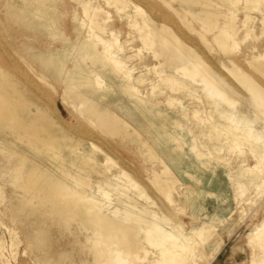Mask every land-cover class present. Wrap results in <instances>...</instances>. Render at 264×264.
<instances>
[{
    "label": "rangeland",
    "instance_id": "1",
    "mask_svg": "<svg viewBox=\"0 0 264 264\" xmlns=\"http://www.w3.org/2000/svg\"><path fill=\"white\" fill-rule=\"evenodd\" d=\"M7 1L0 0V60L4 59L10 65L9 70L15 72L13 70L15 66L9 63L8 56L12 54L17 58L19 55L12 43H28L33 46V50L46 49L48 46L58 49L61 47L66 68L68 67L71 72L77 68L76 77L81 87L72 90L67 99H63V85L54 80L50 66H41L38 60L31 57L27 60L33 71L50 80L52 87L36 83L37 87L29 86L31 88L25 90V94L41 107L46 108L69 130L75 123L78 102L87 98L81 95L85 88V75L81 78L80 73H86L92 68L97 70L104 87L114 79L112 73L105 74L103 67L92 63L83 47L84 40L88 38L90 25L89 13L84 9L85 5H99L104 9L111 29L118 38L117 43L121 45L119 58L126 68L132 69L130 80L132 77H139L141 81H136L134 84L137 89L130 88L136 92L131 96L118 85L116 80L111 91H104L107 95L102 102L109 104L111 109L117 111L138 131L140 139L156 151L160 160L162 158L171 167L180 179V183L177 184V189L173 188V201H171L155 184L154 172H162L161 162L154 160L147 146L141 145L138 139L131 140L125 137L119 140L123 142L119 145L111 144L107 140L101 141L104 147L116 150L112 156L118 163L117 168H112L110 173L123 167L134 176L133 178L136 177L135 180L140 183L139 185L145 186L142 189L149 197L138 198L136 197L138 188L135 187L136 190L132 189L133 187L127 188L129 196L133 195L137 200L135 211L140 210V207L150 208L153 201L157 202L158 207L151 208L159 211V215L163 213L169 218L163 223L171 232L178 234L185 231L186 234L192 235L203 225L214 227L211 228L207 240L203 237L193 238V243L196 245V252L190 255L193 262L264 264V247L253 239L257 229L259 232L264 230V159L260 161L264 157L262 152L264 115L258 111L259 109L256 110V101L251 98L246 86L230 71L237 64L250 76L259 79V83L264 88V74L253 68L250 62L254 55L264 54V0L258 2L234 0L235 3L232 4L231 0H214L216 6L213 8L219 14L220 20L223 21L224 16L229 12L233 13L236 18V28L239 29L235 35L238 44L226 52L215 42L213 33L205 31L202 24L192 15L179 14L184 20L170 6L173 4L172 6L184 12L188 4L193 5V0H132L142 9L141 15H134L138 13L134 11V7L125 4L118 7L106 5L104 0H60L54 18L60 20L59 22L67 23L65 28L69 34L67 37L53 34L52 29H43L40 33L34 30H24L20 33L12 31L7 24L19 26L22 20L19 17H9ZM22 2V0H14V5L18 6ZM128 13L131 18L127 16ZM245 14L248 17L246 23L242 22ZM142 20L147 24L148 31L141 28L144 26ZM191 22L196 25L197 30L193 31L188 27ZM162 23L169 25L209 68L224 78L227 82L225 89L231 90L227 89L228 94H232L231 97L236 100L234 104L221 102L220 106L217 105L216 96L212 97L202 84L186 77L180 71H173L168 54L162 50L161 39L156 36L163 32L157 31L160 30ZM135 24L137 26H134ZM140 25L141 27H138ZM140 28L145 31L146 36L142 35L143 32H140L141 34L138 32ZM200 31L205 32V35H201ZM100 35L106 37L108 34ZM156 40L160 41L156 42ZM231 41L233 42L232 39ZM159 44L161 45L158 46ZM155 49L159 51L158 54ZM17 66L23 68H20L21 70H32L22 61H19ZM170 75L183 82L184 86L177 87L173 82L165 80ZM72 100L74 102H71ZM138 100H142V104L138 103ZM241 120L247 125L245 126L244 122L240 123ZM238 124L240 130L247 131V127H252L255 135H261L263 139L257 143L253 136L245 138L236 130ZM228 126L232 130L222 131L221 128ZM235 131L237 136H234ZM238 134L239 144L235 143ZM6 138L5 132L0 129V140L4 141ZM31 157L33 158L32 155ZM9 159L8 153L0 149V264H60L56 258L57 251H69L70 260H66L64 264H93L92 254L84 245L87 232L82 231L75 222L70 223L60 216L47 214L44 216L45 233H38L36 222L39 220V213L34 209L38 207L40 193L31 185L30 188L24 187L25 184L20 178L22 171L20 163L16 161L11 163ZM36 159L41 161L39 157ZM108 164L112 163L103 162L102 168L107 167ZM96 175L93 173L92 178H96ZM112 189L110 187L107 189L111 193L112 201L109 207L123 206L120 201H124L127 196L119 195V191L117 193L116 189ZM141 234L139 240L144 238V233ZM145 246L150 251L157 250L151 245L149 247L145 244ZM141 253L144 257L143 251ZM146 261L145 259L142 263Z\"/></svg>",
    "mask_w": 264,
    "mask_h": 264
},
{
    "label": "bare ground",
    "instance_id": "2",
    "mask_svg": "<svg viewBox=\"0 0 264 264\" xmlns=\"http://www.w3.org/2000/svg\"><path fill=\"white\" fill-rule=\"evenodd\" d=\"M22 1L18 6L17 4L16 6L14 5V0H8L6 3L9 8V17H19L22 20L19 26L7 24L9 29L19 33L24 30H34L40 33L43 29H52L54 30L53 34L57 33L63 37L69 35L65 29L67 23L59 22L60 20L54 18L56 11L59 9L60 0ZM104 1L106 5L118 7L125 4V6L134 7V11L140 13L134 15H141L143 12L132 0ZM232 3H235V1L231 0ZM172 5L170 6L176 14L185 13V16L186 14L192 15L195 20L202 24L205 31L213 33L215 42L223 51H230L231 48L238 44L235 40V35L239 29L236 28L234 14L229 12L224 16V20L221 21L219 14L214 11L213 6H216L214 0H193V5L188 4L184 12ZM84 9L86 13H89L90 21L88 38L84 40L85 44H83L85 53L95 66L100 65V67L104 68L105 74H108V72L112 73L114 79L108 86L104 87L102 86L101 75L97 70L92 68L87 70L86 73H80L81 78L85 75V88L81 95L87 98L78 102L75 123L72 125L73 128L69 130L60 124L59 120L52 116L46 108L41 107L34 99L25 94V90L31 88L29 86L35 87L36 83H43L46 87H52L50 80L33 71L27 60L31 57L38 60L41 66H50L54 80L63 85V99H67L72 90L75 91L81 87L76 77L77 68L72 72L68 67L66 68V61L61 47L59 48L60 50L49 46L46 49L33 50V46L28 43H12L15 51L19 52V55L16 54L17 58H14L12 54L8 56L9 63L15 66L13 69L15 72L9 70L10 65L4 59H2L4 62L0 60V129L7 136L6 140H0V149L8 153L9 162L13 163V161H16L20 163L22 167L20 178L23 180L22 183L25 184L24 187L30 188L29 185H31L40 193L38 207L34 209L35 212L39 213V220L36 222L38 233H45V215L60 216L62 219L69 220L70 223L75 222L78 227L82 228V231L85 230L87 232L84 245L87 247L86 250H89L92 254L93 264H143L142 261L145 259L147 261L144 264H197L190 257L196 252L193 238L203 237L204 240H207L213 226L210 228L203 225L195 230L192 235L186 234L185 231V233L179 232L178 234L171 232L163 223L164 220L169 218L163 213L159 215V211L157 212V210L151 208L158 207L157 202L153 201L150 208L140 207V210L135 211L137 200L135 196H129L127 188L133 187L132 189L134 190H136L135 187L138 188L139 190L136 194L138 198L149 197L142 189L145 186L141 187L140 183L135 180L136 177L133 178L134 176L123 167H118L117 171L110 173L113 170L112 168H115L118 164L112 156V153L116 150L107 146L104 147L101 141L107 140L111 144L119 145L123 143L119 140L125 137L131 140L138 139L141 145H147L145 141L140 139L138 131L126 119L121 117L117 111L111 109L109 104L102 102V99L107 95L104 91H111L116 80H118V85L128 95L133 96L136 92L130 88H135L134 84L140 79L139 77H132L130 80L132 69L126 68L119 58L118 53L122 50L121 45L117 43L118 38H116L115 32L111 29V24L109 19H107V14L105 15L104 9L99 5H85ZM127 16L132 17L129 13ZM187 19L189 20L188 17ZM144 20L147 21V19ZM247 20L248 17L245 14V19L242 22L246 23ZM142 24H144L143 27H141ZM142 24L138 27L147 30V24L144 21ZM134 26L137 25L135 24ZM160 27V30L157 31L160 32L162 30L163 32L158 33L156 36L161 39L160 43L162 45L159 44L158 46H163V52L168 54V60L173 71H180L186 77L188 76L202 84L212 97L216 96L217 100H215V103L217 105L221 102L234 104L236 100L231 97L232 94H228V88L225 89L224 86L227 85V82L224 78L209 68L204 60L173 32L169 25L162 23ZM188 27H191L193 31L197 30L196 25L192 22ZM141 28L138 29V32H143V35L145 31H142L143 29L141 30ZM100 32L108 35L101 37ZM149 33L152 32L149 31ZM204 33H201V35H205ZM103 36L105 35L103 34ZM147 39L149 40V38ZM34 40L36 41V38ZM149 43L151 44V42ZM146 44H148V41ZM263 57L264 54L259 53V55H254L252 60L250 59L251 64L254 66L253 68L260 73L262 72V75L264 74ZM19 61L28 65L33 73L30 70V72L21 70L23 68L20 67V69L17 66ZM230 71L246 86L251 98L256 101V110L259 109L258 111H261L264 115V88L259 83V79L257 80L250 76L237 64ZM165 80L173 82L177 87L184 86V83L175 79L174 75H170ZM71 102L74 101L72 100ZM139 102L142 104L143 101L138 100ZM241 122L245 123L242 120ZM246 125L247 123H245ZM237 126L239 124L236 125V130L240 131V134L244 135L245 138L253 136L257 143L263 139V136L255 135L252 127H247L246 131L244 129L240 130ZM221 129L222 131L232 130L230 126ZM237 131H235L234 136H237ZM235 139V143H238L240 135L238 134ZM17 144H20V146H17ZM147 149L150 156L154 160L160 161L163 165V169H160L162 172H154L156 183L153 180L152 183H155L164 193L162 194L173 201L172 190L174 187L177 189L176 186L180 183V179L162 158L160 160L156 151L148 146ZM36 157L41 158V161L37 160ZM263 159L264 157L260 161L262 162ZM103 162L106 164L111 162L112 164L102 168ZM161 164L160 167L162 166ZM93 173L97 174L94 179L92 178ZM109 187L116 189L117 193L119 191V195L127 196L124 201H120L123 206L116 207L115 205L113 208L109 207L112 204L111 193L107 190ZM169 199L167 200L170 202ZM121 200L123 199L121 198ZM257 230L253 239L264 247V230L260 232L259 229ZM141 233H144V238L139 240L138 237ZM145 244L151 245L157 250L150 251ZM142 251L145 255L144 257L141 255ZM68 252L57 251V262L64 264L66 260L69 261Z\"/></svg>",
    "mask_w": 264,
    "mask_h": 264
}]
</instances>
